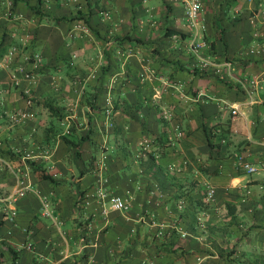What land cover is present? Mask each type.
<instances>
[{
    "label": "crops",
    "instance_id": "crops-1",
    "mask_svg": "<svg viewBox=\"0 0 264 264\" xmlns=\"http://www.w3.org/2000/svg\"><path fill=\"white\" fill-rule=\"evenodd\" d=\"M33 2L0 0V264H264V0H199L195 52L181 0Z\"/></svg>",
    "mask_w": 264,
    "mask_h": 264
},
{
    "label": "built area",
    "instance_id": "built-area-1",
    "mask_svg": "<svg viewBox=\"0 0 264 264\" xmlns=\"http://www.w3.org/2000/svg\"><path fill=\"white\" fill-rule=\"evenodd\" d=\"M44 1H47V0H44ZM181 1L183 2L184 13H185V17L188 21V24L195 28L194 31L192 32V39L189 43L190 49L195 52L199 48H201L202 46L205 45V40L197 32L198 28L203 27V24L201 23L200 18H199V0H181ZM104 14L107 15V12H104ZM84 25H85L84 20L81 17V18L77 19V21L74 24V27H76L78 30L84 31L85 30ZM34 57L37 58V55L35 54ZM209 64L214 69L213 70L214 72H220V67H223L226 69V72L229 75V70H230V66H231V63L229 60L224 59L218 64V63H212V61H210L206 58L200 59V63H199L200 68H204ZM250 83H252V85H254L255 83H257V79L250 80ZM24 92H26V90ZM24 95H25L26 104L29 105L30 103H32L30 96L27 95V92L24 93ZM236 110H237L236 105L231 106V112L232 113L236 112ZM21 113L23 116L31 115L30 112H21ZM143 141H144L143 145L146 146L147 140H143ZM259 165L261 167H264V160H262ZM242 166L245 168V170L247 172H252L256 169V167L254 165H251L245 161L242 162ZM102 180H104V179H102ZM25 187H26V185H23V186L16 188L13 192V195L10 196V200L15 199L16 195L22 193V191H23V189H25ZM91 194L92 193H89V192L82 193V196L84 197V199H83L84 203H86L87 197L91 196ZM93 194H94L96 200L99 202L100 209L102 210L103 213H106L110 209L125 210L128 207V202L124 198L120 197L117 194H110L105 189L101 180L95 186V188L93 190ZM212 196H213V188L211 186L207 185L205 188V197H206V199H211ZM43 204H45V202H43ZM45 212L47 213V211H44V213ZM7 213L9 216H13L15 213L14 208L8 207ZM83 240H84V235H81L80 241H83Z\"/></svg>",
    "mask_w": 264,
    "mask_h": 264
},
{
    "label": "trees",
    "instance_id": "trees-1",
    "mask_svg": "<svg viewBox=\"0 0 264 264\" xmlns=\"http://www.w3.org/2000/svg\"><path fill=\"white\" fill-rule=\"evenodd\" d=\"M13 3V1H12ZM40 3H41V0H34L33 3L29 4L28 6L32 9H34V12L38 13L39 12V6H40ZM91 12V7L87 9V13H90ZM63 17V16H62ZM83 18L84 21H86L87 17L85 15V13H82V11H80V9L76 10V11H73L68 17H66V19H75L77 20L78 18ZM64 18V17H63ZM171 31H174L172 29H169L167 27H165L163 29V33L164 35H167V34H170ZM181 34V33H180ZM126 37V36H125ZM134 39V38H133ZM135 41H139V40H136ZM226 59V58H225ZM214 69L211 68V73L213 75V73L215 74V76L217 74H219L220 72H214L213 71ZM253 79H256V78H250V80H253ZM249 80V82H250ZM252 84V83H251ZM22 92L20 91V94ZM32 100H33V97H31ZM202 129L205 133V136H206V142H207V145H208V151H210L211 149H214V148H217L218 145L220 144V140L221 138L224 137V130L219 127V125L217 126L216 123H212V124H208V125H205L204 123H202ZM226 131V130H225ZM85 137V135H81L78 137V141L83 139ZM62 139L64 140V142L68 143L70 146L74 147V151L77 152L78 151V142H74L72 140H69L68 138H66L64 135L62 136ZM28 163L30 164V167H32L33 171L36 172L37 176L40 177V178H46V177H49L48 174L44 173L43 172V168L39 165V164H35L33 162V160L31 161H28ZM82 195V193H80ZM80 195V196H81Z\"/></svg>",
    "mask_w": 264,
    "mask_h": 264
},
{
    "label": "rangeland",
    "instance_id": "rangeland-1",
    "mask_svg": "<svg viewBox=\"0 0 264 264\" xmlns=\"http://www.w3.org/2000/svg\"><path fill=\"white\" fill-rule=\"evenodd\" d=\"M30 94V93H29ZM31 95V94H30ZM25 96V95H24ZM31 98V97H30Z\"/></svg>",
    "mask_w": 264,
    "mask_h": 264
}]
</instances>
